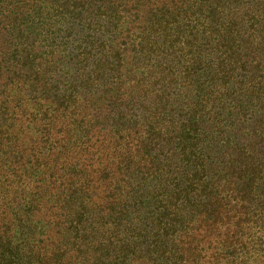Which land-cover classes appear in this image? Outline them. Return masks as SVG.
Here are the masks:
<instances>
[{"label":"trees","instance_id":"16d2710c","mask_svg":"<svg viewBox=\"0 0 264 264\" xmlns=\"http://www.w3.org/2000/svg\"><path fill=\"white\" fill-rule=\"evenodd\" d=\"M189 1L0 0V30L11 38L31 39L33 45L70 32L82 19L92 26L119 10H134L137 25L131 23L140 27L135 40L126 26L123 49L96 53V65L89 70L71 65L81 57L73 53L24 51L16 56L8 95L18 101L12 109L40 120L37 135L30 138L48 146L32 145L34 149H26L30 157L25 149L8 152L0 147V165L18 173L10 183L0 177V264H196L203 249L194 243L198 237L208 243L206 251L213 246L207 237L217 234L213 248L223 256L237 247L234 243L243 244L247 232L242 230L251 218L250 206L242 203L252 197L256 182L264 184V0H236L232 9L227 8L228 0L224 5L219 0L216 8L208 0L211 15L202 32L208 50L196 57L200 32L194 33L197 25L188 24L187 38L170 43L174 54L159 65L147 64L151 70L141 77V55L151 32L159 23L171 31V16L176 21L172 35H179L184 25L178 18L188 12ZM177 61L186 67L171 72L163 65ZM201 61L203 68L197 65ZM61 63L69 67L58 73ZM150 78L155 82L147 81ZM30 105L36 114L28 111ZM237 111L250 117L243 120L242 135L229 133L234 139L225 142L232 123L228 119ZM78 132L83 133V147L91 150L87 162L99 155L97 167L77 159L83 152ZM101 133L102 142L108 143L96 147ZM224 147L230 150L225 155L236 158L229 165L233 179L223 181L221 175L198 198L185 189L175 200L171 194L181 182L172 186L169 176L183 170L181 179H187L189 166L206 160L202 149L213 159ZM155 151L159 155L154 157ZM136 165L146 171L141 170V183L135 185L126 170ZM204 195L210 197L209 208L200 212L197 206ZM130 201L138 206L130 209ZM238 202L245 210L233 224L240 234L235 230V239L225 231L223 238V229L229 228L223 223L228 214L224 211L235 207L238 213ZM194 217L196 224L188 226Z\"/></svg>","mask_w":264,"mask_h":264},{"label":"rangeland","instance_id":"374dc122","mask_svg":"<svg viewBox=\"0 0 264 264\" xmlns=\"http://www.w3.org/2000/svg\"><path fill=\"white\" fill-rule=\"evenodd\" d=\"M209 1H211L213 8H216L219 2V0H209ZM189 2H191L190 3L191 7L189 6L188 12L186 13L185 11H182V13L179 15V18H178L180 23L184 25V28L179 32V35L178 34H176L177 36L172 35V33L175 30L176 21H174L172 19L173 17L171 16H168V18L171 21V24L169 25V27L171 28V31H168L165 29V23H161V25L159 23L157 24V27H155L156 29L151 32L152 35L150 36V41L145 46L146 52H144L141 55L142 59L140 63H145V66L141 68L140 71L138 72L139 74H141L142 71H145V74L141 75V77L146 76V74H149V71L151 70V69L149 70L146 69L147 64L148 65H159L160 63L158 61L161 62L163 61L162 59L168 60L171 57V55L174 54V51L170 47V43H172L173 41L177 39L183 42L187 38L188 34L191 31L189 27H187L188 24L194 25V26L197 25L198 28L196 27L193 30V32L194 33L200 32L199 33L200 39H198L196 48H195L196 57L198 55V52L200 54L203 52L204 49L208 50L207 47H209V44L206 43L205 34L203 35L202 32L205 30V27H206L205 21L207 17L211 15L209 6H208L210 5V3L208 2V0H204V1L203 0H190ZM235 2L236 0H228L227 8L232 9L235 5ZM220 3L224 5L223 0H220ZM135 15L136 14L134 10L132 11H126V10L120 11L119 10L118 12L114 14L113 18L104 16L100 18V20L98 21L96 20L95 22H93L92 26H87L88 24L86 23V20L82 19L80 21V17H79L77 18L76 22L79 23L80 21V24H74V27L70 32L62 31L60 32L57 38L54 36H49L46 38L47 41H42V42L36 41L35 45L32 44L31 39L22 38L19 40L18 36H14L11 38L9 34L5 32L3 33L2 30H0L1 31L0 32V135H1V132L3 134L2 137L0 136L3 141L0 147L4 151H8V152L10 150L18 151L22 149H25L26 151V149L28 150L34 149L32 145L35 147L48 146V143H41V145H39V143L35 144L33 143L34 138L33 137L30 138V136L33 134L34 136L37 135V133H35V130H37L40 120L35 121L34 116H31L30 114H22L23 109L15 108V111L12 109V107L14 108L18 100L9 97L8 94L10 93L11 86H12L13 68L17 61L16 56L19 55V52L35 51L36 53L46 52L49 54L54 53V54H61V55L73 53L74 57L76 55L81 56V57H80V60H76V58H74V63L71 65L74 66V68L83 67V68H86V70L87 69L89 70L96 65V63L93 62L94 55H97V54L100 55L101 53H105L110 50L115 51L119 48L120 50L123 49L124 47L123 45L125 44L120 46L121 43H125V41L128 40L126 38L127 33H124L125 31L124 28H126V26H128L129 29H131L130 31L132 33L133 38L135 40H138L136 38L137 36L136 31L140 27H134L133 24L131 23L133 22L135 25H137V23L133 20ZM36 33L37 32L32 33L33 38L37 36ZM69 33H71V35ZM37 40H39V38H37ZM179 44L180 43H178L177 45ZM33 47L34 49H32ZM39 55H43V54H39ZM204 59L205 58H203V60ZM198 63L200 65H198ZM57 65L60 67V68L58 67L57 69L58 73L67 71L69 67L67 63H63V64L61 63ZM163 65L171 72H174L177 67H179V71L181 70V67H184V68L186 67L185 65L182 66V63L178 64V61L176 62V64H173L170 67L167 66L166 64H163ZM197 65L203 68L205 66V62L204 61L197 62ZM203 72H204L203 69L198 71V73H203ZM165 74H168L167 70H165ZM150 80H151V83L155 82L153 78H150L147 81H150ZM13 86H16V85H13ZM60 86H63V84H60ZM205 93H207V91H205ZM13 100L14 102L10 103ZM6 106H8L9 108L5 109ZM28 111H30L33 114H36L33 111V108L31 107V105ZM213 114H214V111H212L210 115L213 116ZM6 115H8V117ZM228 115L229 114L227 112L224 114V116H228ZM211 116L207 115L206 117L210 118ZM245 116L246 115L243 111H239V112L237 111L232 114L231 119H228V122H232V123H231L230 130H227L225 134V139H224L225 142H227L229 138L234 139V136H231V137L228 136L229 133H231L232 135V133L235 132V133L242 135L241 130L243 127L242 125L243 120L249 118L250 113H247V116L246 117ZM11 122L13 123V125L9 127ZM99 124L100 123H98V125ZM74 126L79 127L77 124H75ZM101 126L102 124L99 125V127ZM260 126L264 127V121L260 122ZM106 130L107 129H105V131ZM102 133L99 136L101 142H98V145H96V147L102 145L103 143L104 144L108 143L105 140L104 142H102V139L104 137L102 136ZM174 135L175 133H172V136ZM12 136H13V140H12ZM78 136L81 142V145H79V147L82 148L83 147L82 142L84 141L83 133L78 132L77 137ZM77 137L74 136V139H76ZM244 137L246 136L244 135ZM134 144L135 143H132V145ZM123 147L125 146L123 145ZM82 149H83V152L81 151ZM82 149H79V152H82V155L80 156V154L78 153L77 159H80V161L83 163L85 161L86 163L88 164L90 163L97 167L98 166L97 157L99 155L98 154L95 155V157H93L92 160L89 159V161L87 162L86 159L89 156H92L90 155L91 150L90 148L87 149L86 147L85 148L83 147ZM35 150H38V149L36 148ZM131 151L133 152L132 149ZM202 151L205 156L204 159L206 160H202L201 162L196 161L193 163L192 166H189L187 170L189 169H192V170H190L191 173L189 174L187 179H184V180L181 179L185 175L183 170L177 171L175 175L173 176H169L168 183L169 184L171 183L172 186H175L178 182H181V186L177 188L176 191L172 192L171 194V196H173L175 200L179 197V194L182 193V191L185 189H188V191L191 190V193L194 195V197L198 198L199 194L203 192V190L205 189V186L208 184L207 185V188H208L210 184L213 185L217 181V179H220L221 177H223L221 175H224L225 177L223 181L233 179L234 176H232V170L229 168V165L231 164L230 162H232L233 160H236V158L234 157L230 158L229 155H225V151H228V152L230 151L228 148L224 147L221 150L220 156L218 158L214 157V155L218 153L212 154L213 159L209 158L211 153L208 152V149L207 150L202 149ZM26 155L30 157V151H26ZM152 155L155 157L156 155H159V154L156 153L155 151L154 153H152ZM32 159H35V158H32ZM137 159H142L141 155L140 157H137ZM74 160L75 158H73V161ZM7 161L9 162L10 160H7ZM31 165L32 163L29 162L28 167H30ZM152 166L153 168H156V165H152ZM0 167H1L0 177L1 179L6 180V183H10V181H13V179H18V173L17 174L13 173L11 171V167L8 169L7 167L5 168L2 164L0 165ZM33 167L34 166L32 165L31 169ZM137 167H141L142 169H138ZM134 168L135 169L133 171L126 170V175H127L126 178L129 179L132 183L134 182L136 185V184L141 183V179H140V177L142 176L141 170L142 172L143 171L145 172L146 169H144V166L142 165L141 166L136 165ZM149 168H152V167L150 166ZM24 169L25 167L23 168V170ZM5 172H8V173H5ZM18 172H20V170ZM130 173H132V176ZM4 174H6L7 177ZM176 176L178 177L177 179H176ZM258 177L259 176H256V179ZM36 178L37 177L33 175L31 180L35 181ZM191 179H192V182L190 183ZM204 179H207L208 181ZM256 183H257L256 190L253 193H251L252 197L249 198V201L247 203L241 202L244 206H250L249 212L247 211V214H248L247 217L251 218L250 221L245 224V229L242 230V231L247 232L246 234L243 233L244 234L243 244L240 245L239 243H234L233 245L237 247H231L229 249L228 256H223V255L217 254L216 249L213 248L214 246L216 247V244L218 243V240L215 239L217 234L207 237V240L208 241L210 240V243H212L213 246L211 245L210 248H208V250L206 251L204 247H208V243L204 241L200 242L199 240L200 238L198 237L195 239L194 243L195 245L200 244V247H203L204 250L202 249L201 257L199 259H196V262L198 261V263L196 264H213V263H216V264H264V184L262 183V185L261 184L258 185V182ZM134 188L135 190L139 189V187L137 186H135ZM206 191L208 192L207 189ZM143 193L146 194L148 192L146 190ZM154 195L155 193L151 192L149 196V200L152 202V207L155 206V196ZM209 199L210 197L205 198V195H204L202 200H199L198 206H197L198 211L204 212L207 208H209V207L206 208L207 206L206 203H209ZM241 203L238 202L236 207L239 206L240 208ZM129 204L131 205L130 207L131 209L134 203L130 201ZM134 206L137 207L138 205H134ZM239 208L236 209L237 211H239L238 213H235V207L231 211H224V213L227 212L228 214L223 219L224 220L223 223L227 224L229 228L223 229L224 231L222 233V236L225 231H228L229 235L233 233L235 239L238 236L235 233V230L238 231V234H240V231L238 230V228H236V226L233 225L236 219L238 218L237 216L241 215L245 211L243 208H240V209ZM207 213H209V211ZM234 213L236 214V216H234ZM196 216H201V214L196 215ZM195 219L196 218L194 217L193 221L190 222L188 226L196 224L197 221ZM219 251L224 253L225 248L224 249L221 248ZM215 256H218V259H215L216 258ZM159 263L161 262L159 261Z\"/></svg>","mask_w":264,"mask_h":264}]
</instances>
